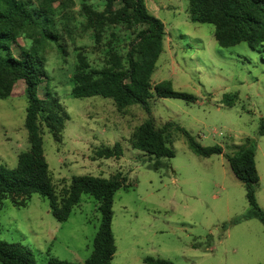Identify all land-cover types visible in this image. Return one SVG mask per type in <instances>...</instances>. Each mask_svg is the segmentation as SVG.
Segmentation results:
<instances>
[{
	"label": "rangeland",
	"instance_id": "rangeland-1",
	"mask_svg": "<svg viewBox=\"0 0 264 264\" xmlns=\"http://www.w3.org/2000/svg\"><path fill=\"white\" fill-rule=\"evenodd\" d=\"M83 3L99 12L105 6L103 0H64L61 7L55 4L52 18L57 43L40 38L37 28L17 41L26 50L32 49L34 39L41 42L47 80L39 85L37 97L44 99L48 92L67 115L59 140L41 126L43 156L56 193L76 176L108 179L120 173L126 178V189L113 197L116 253L111 264H145L147 257L173 264H264V226L257 219L242 218L249 209L245 190L226 158L197 156L177 130L182 128L203 147L219 145L227 155L238 151L245 139L252 140L259 175L255 195L264 211V43L221 48L213 25L191 22L188 0H145L165 32L151 84L169 81L174 91L195 98L193 103L156 96L148 101L156 128L171 122L164 134L173 157L160 158L155 169V159L128 143L148 117L142 107L118 112L111 99L70 94L78 52L98 69L110 48L125 54L135 34L123 25L109 26L96 45L81 12ZM12 52L19 56L16 45ZM24 89L19 80L11 95L0 99V166L8 169L16 168L19 154L29 150ZM225 98L233 104L226 106ZM117 142L120 158L96 156V151ZM99 222L97 202L86 194L64 222L54 218L49 201L38 194L20 206L7 197L0 199V241L26 248L36 264H47L49 257L84 263Z\"/></svg>",
	"mask_w": 264,
	"mask_h": 264
},
{
	"label": "trees",
	"instance_id": "trees-1",
	"mask_svg": "<svg viewBox=\"0 0 264 264\" xmlns=\"http://www.w3.org/2000/svg\"><path fill=\"white\" fill-rule=\"evenodd\" d=\"M71 2L72 0H68ZM102 11L90 5H81L86 27L91 29L96 45L101 43L105 28L123 25L135 31L125 54L109 49L101 68H92L82 52L76 55V64L71 78L70 94L75 98L101 96L111 99L118 112L131 106H140L148 117L132 132L128 143L131 148L143 152L159 166L160 158H172L165 131L171 122L161 129L156 128L150 116L148 101L158 98H176L195 102L194 96L172 89L169 81L151 84L156 61L163 52L164 25L151 15L145 0H103ZM55 4L64 5V0H0V99L11 95L13 86L19 80L25 85L27 103L25 128L28 134L29 150L19 154L14 169L0 166V199L7 197L13 205H22L31 194L47 198L50 211L59 222L66 221L82 194L97 202L100 222L92 242V252L82 264H111L116 252L111 221L114 194L126 189V178L120 173L108 179L90 175L72 177L68 187H62L57 194L51 183L42 151V128L45 126L55 140L67 118L59 101L48 92L44 99L37 97V89L47 80L45 65L39 45L33 40L31 50L18 45V39L29 29H38L40 38L58 42L53 17L57 13ZM115 5H118L115 7ZM188 12L193 23L210 24L214 27V39L219 47L228 49L240 43L255 48L264 43V0H188ZM41 19V20H39ZM38 21H41L40 23ZM12 45L18 47L19 56L12 52ZM58 48L62 50L61 45ZM226 106L233 101L223 99ZM185 137L189 148L201 157L222 155L226 158L234 177L243 185L249 209L244 220L257 219L264 226V211L259 207L255 189L259 175L255 164V144L250 139L232 155L224 153L219 145L203 147L185 130L177 127ZM260 134H264V123ZM100 159L122 156L117 142L111 148L96 151ZM1 264H36L31 253L19 244L0 241ZM145 264H173L164 259L144 258ZM47 264H79L49 257Z\"/></svg>",
	"mask_w": 264,
	"mask_h": 264
},
{
	"label": "crops",
	"instance_id": "crops-1",
	"mask_svg": "<svg viewBox=\"0 0 264 264\" xmlns=\"http://www.w3.org/2000/svg\"><path fill=\"white\" fill-rule=\"evenodd\" d=\"M256 164V163H255ZM256 169H257V167H256ZM257 173H258V171H257ZM116 253V252H115ZM115 255V254H114ZM114 257V256H113ZM113 260V259H112ZM112 262V261H111Z\"/></svg>",
	"mask_w": 264,
	"mask_h": 264
}]
</instances>
